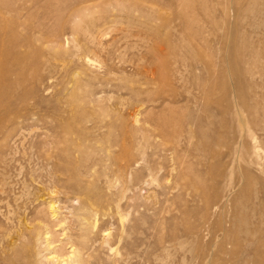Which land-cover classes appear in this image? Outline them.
I'll list each match as a JSON object with an SVG mask.
<instances>
[{"label": "rangeland", "instance_id": "374dc122", "mask_svg": "<svg viewBox=\"0 0 264 264\" xmlns=\"http://www.w3.org/2000/svg\"><path fill=\"white\" fill-rule=\"evenodd\" d=\"M50 204L84 264H264V0H0V264Z\"/></svg>", "mask_w": 264, "mask_h": 264}, {"label": "bare ground", "instance_id": "6f19581e", "mask_svg": "<svg viewBox=\"0 0 264 264\" xmlns=\"http://www.w3.org/2000/svg\"><path fill=\"white\" fill-rule=\"evenodd\" d=\"M64 167H66V170L70 171L71 180L68 181H73V183L80 185L82 183L81 180L73 178L76 176L75 174H77V167H74L72 163L65 164ZM54 179L57 180L61 178L59 176H55ZM78 192L87 193L88 196L91 193L89 188H78ZM88 206H90V204ZM55 209L56 208L54 207V204L49 205L48 214H45L46 212L44 213L42 211L35 212L33 209H27V212L23 215V220L21 218L17 220L19 224V230L16 231V236L19 240H21L24 234H29V237H27L28 241H22L24 248H29V250H31V248L36 245V242L39 239L43 238L44 242L47 244V250L49 251L50 248H52L49 253L51 252L52 257H55H51V259H56L57 264H84L83 252L74 244L72 235L69 233V230H67L68 228L63 227L61 219H58L56 222L53 221V217L57 214ZM54 226H60L59 228H62V231H64L62 234H58L59 236L62 235L64 239H67V242L64 245L70 244L68 246L71 248L70 252L59 253V250L52 246L53 243L60 241L56 231L58 228L54 229ZM57 237L59 239H57Z\"/></svg>", "mask_w": 264, "mask_h": 264}]
</instances>
